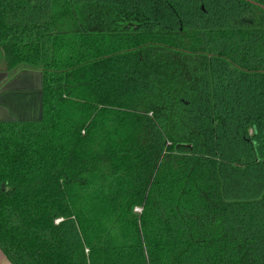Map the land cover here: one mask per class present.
<instances>
[{
	"label": "trees",
	"instance_id": "obj_1",
	"mask_svg": "<svg viewBox=\"0 0 264 264\" xmlns=\"http://www.w3.org/2000/svg\"><path fill=\"white\" fill-rule=\"evenodd\" d=\"M264 0H0L11 264H264ZM139 208L140 211L135 209Z\"/></svg>",
	"mask_w": 264,
	"mask_h": 264
},
{
	"label": "rangeland",
	"instance_id": "obj_2",
	"mask_svg": "<svg viewBox=\"0 0 264 264\" xmlns=\"http://www.w3.org/2000/svg\"><path fill=\"white\" fill-rule=\"evenodd\" d=\"M38 74L39 72L34 70H22L13 74L11 79L0 86V104L6 106L8 110H11V106L14 109L15 105L19 110V119L35 120L40 116V100H37L39 93L35 90L38 84V79H35L36 76L39 78ZM0 113L1 120L9 119L4 112Z\"/></svg>",
	"mask_w": 264,
	"mask_h": 264
},
{
	"label": "crops",
	"instance_id": "obj_3",
	"mask_svg": "<svg viewBox=\"0 0 264 264\" xmlns=\"http://www.w3.org/2000/svg\"><path fill=\"white\" fill-rule=\"evenodd\" d=\"M14 76V75H13ZM13 76H10V77H7L6 76V74H0V86L3 84V83H5V81L6 80H8V79H11ZM30 78H32L33 76H29ZM35 78V77H34ZM38 79V76H36V79L35 80H37ZM36 92H38L39 91V88L37 87L36 89ZM37 100H39L38 99V97H37ZM0 112H4L3 114L5 115V116H8V117H6V118H9V119H12V118H15V119H19V110H17L16 108H15V105H14V109L12 108V106H11V110H8L7 109V107L6 106H3V105H1L0 104ZM1 114V113H0ZM5 118V119H6ZM9 119H7V120H9ZM26 119V118H25ZM0 120H1V118H0ZM0 264H11L8 260H7V258H6V256L3 254V252L0 250Z\"/></svg>",
	"mask_w": 264,
	"mask_h": 264
},
{
	"label": "flooded vegetation",
	"instance_id": "obj_4",
	"mask_svg": "<svg viewBox=\"0 0 264 264\" xmlns=\"http://www.w3.org/2000/svg\"><path fill=\"white\" fill-rule=\"evenodd\" d=\"M251 2H253V1H251ZM253 3L264 9V5H262L261 3L255 2V1Z\"/></svg>",
	"mask_w": 264,
	"mask_h": 264
},
{
	"label": "water",
	"instance_id": "obj_5",
	"mask_svg": "<svg viewBox=\"0 0 264 264\" xmlns=\"http://www.w3.org/2000/svg\"><path fill=\"white\" fill-rule=\"evenodd\" d=\"M38 84H37V87L40 88V78H38ZM13 120H15V118H12Z\"/></svg>",
	"mask_w": 264,
	"mask_h": 264
},
{
	"label": "built area",
	"instance_id": "obj_6",
	"mask_svg": "<svg viewBox=\"0 0 264 264\" xmlns=\"http://www.w3.org/2000/svg\"><path fill=\"white\" fill-rule=\"evenodd\" d=\"M135 210H136V211H140V209H139V208H136Z\"/></svg>",
	"mask_w": 264,
	"mask_h": 264
}]
</instances>
